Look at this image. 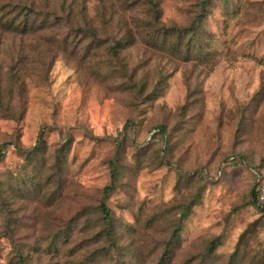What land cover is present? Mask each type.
Listing matches in <instances>:
<instances>
[{
    "label": "rangeland",
    "instance_id": "rangeland-1",
    "mask_svg": "<svg viewBox=\"0 0 264 264\" xmlns=\"http://www.w3.org/2000/svg\"><path fill=\"white\" fill-rule=\"evenodd\" d=\"M156 1L0 0V264H264V0Z\"/></svg>",
    "mask_w": 264,
    "mask_h": 264
},
{
    "label": "trees",
    "instance_id": "trees-1",
    "mask_svg": "<svg viewBox=\"0 0 264 264\" xmlns=\"http://www.w3.org/2000/svg\"><path fill=\"white\" fill-rule=\"evenodd\" d=\"M140 1L142 3L141 5L147 9V13H148L151 21L154 22L155 25H159L160 8H159L158 2L156 0H140ZM50 13L45 14L42 17L43 24H41L37 28H34L33 30H36V31L39 30V32L46 30L51 25V23L49 22L50 20L48 18L51 15ZM72 15H73V12L69 11V13L67 14V17L63 16L62 19H58L56 22L58 23L60 20H63L64 18H71ZM80 15L82 16V13ZM100 15L103 17V19H105V11L104 10L100 12ZM27 21L25 22V24L22 28V33H27V31H28L29 24H27ZM199 25L200 24H198L197 26H199ZM8 27H9V29H13L14 26H13V24H9ZM16 29H18V27ZM185 32L188 33L187 35L191 34L192 38H195L198 35L196 27H194L191 30L181 29V28H177V27L165 28L163 31V35H164V38L171 37V36L182 37ZM94 37L95 38L97 37L95 32H94ZM160 43L163 44L162 41ZM159 129L161 131V134L165 135V133H166L165 128L163 126H160ZM44 136H45V130H42L40 132L39 137L37 139V142L34 146L30 147L29 149L19 148L20 149L19 151H21L22 153H26V154L27 153H34V152L39 154L40 150L42 148V145H43ZM118 143H119V140H118ZM4 149H5L4 146L0 147V160L3 157ZM109 168H110V173H111V184L107 185L103 190V198H102V202L100 204V210H101V214H102V219L106 225L105 229L103 230L105 233V236L108 240H110L111 242L114 243V234H113L114 233V231H113V219H114V217H113L112 210L107 205V199H108V196L110 195V193L115 189V187H116L115 184H116L117 179H118V169H117L118 168V154H115L113 156V158H111L109 160ZM198 198H200V193H198L196 195V198L193 201L182 206L183 210L181 212V217H180L181 221L187 219L191 215L193 205H194L196 199H198ZM260 199L261 198L259 196V193H257V188L255 187L252 190L251 200L249 201V205H252V206L259 208V209H263L264 204ZM180 231H181V227L178 226L177 229H175L174 236H178ZM247 234H248V232H244L241 235V238H240L241 241H243L246 238ZM219 246H220V240L219 239L212 241L207 248L208 253L212 254ZM237 255H238V253H237ZM234 256H236V255H234Z\"/></svg>",
    "mask_w": 264,
    "mask_h": 264
}]
</instances>
